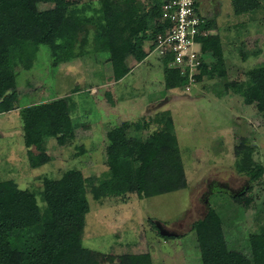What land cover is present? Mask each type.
<instances>
[{
	"label": "rangeland",
	"instance_id": "obj_1",
	"mask_svg": "<svg viewBox=\"0 0 264 264\" xmlns=\"http://www.w3.org/2000/svg\"><path fill=\"white\" fill-rule=\"evenodd\" d=\"M86 1L98 2H66L81 5ZM201 1V14L212 22L205 30L206 38L221 44L224 77L212 69L216 64L212 52L201 50L198 74L202 80L188 90L166 89V57L153 46L150 49L151 38L142 41L146 58L137 62L128 57L130 72L119 81L113 80L106 52H89L55 64L50 48L41 45L31 68L16 69L13 108L0 113V181L34 192L44 189L45 178L59 179L72 171V185L84 191L88 212L65 216L57 223L61 230L78 236L89 258L98 264H126L128 255H147V264H202L191 225L207 212L201 195L212 180L234 188L248 185L240 202L218 184L208 195L229 250L251 257L250 238L264 226V114L244 103L242 86L225 87L264 64V0H259L258 9L241 15L234 13L231 0ZM138 2L145 9L150 7V0ZM53 5L44 0L28 3L33 12ZM63 98L69 106L72 135L50 133L39 146L27 147L20 111ZM166 117L177 138L185 187L151 197L109 190L97 198L95 191L104 181H111L112 190L133 181L128 159L114 162L107 157L109 131L122 126L127 136L140 138L164 130ZM47 125V121L40 123L41 134ZM244 157L250 161L241 172L237 164ZM258 169L261 175L248 183V172ZM155 221L177 235H161ZM12 236L25 252L38 246L25 232L13 231Z\"/></svg>",
	"mask_w": 264,
	"mask_h": 264
},
{
	"label": "trees",
	"instance_id": "obj_2",
	"mask_svg": "<svg viewBox=\"0 0 264 264\" xmlns=\"http://www.w3.org/2000/svg\"><path fill=\"white\" fill-rule=\"evenodd\" d=\"M29 1L0 0V113L13 108L11 94L16 92V69L31 68L39 46L50 48L55 64L89 52H106L113 80L119 81L130 72L127 58L143 61L147 53L142 41L154 39L161 31L158 24L160 0H150L148 9L138 0H98L97 4L86 1L81 5L66 2L68 0H44L54 5L34 12L28 7ZM231 4L236 15L260 6L259 0H231ZM199 15L201 29H210L212 22ZM200 39L204 54L210 50L216 58L212 69L218 77H224L220 42L210 41L205 36ZM168 61L169 57L164 58L165 88L184 87L188 82L186 77L179 70L169 68ZM201 80V75H196V81ZM226 85L232 89L242 86L240 95L244 103L253 104L264 114V64L249 69L244 80ZM68 110L65 98L23 108L20 116L25 145L41 144L50 133L71 136ZM164 120H168L164 130L140 138L127 136L122 126L109 131L107 157L114 162L128 159L133 181L122 184L121 190L110 189L111 181H104L95 191L97 198L109 190L114 194L128 190L141 197H151L185 187L177 138L169 130L170 119ZM42 121L48 122L44 134L39 130ZM249 161L250 157L242 158L237 164L238 171H244ZM71 173L67 171L55 180L45 178L44 189L34 192L20 190L9 180L0 181V264H98L89 258V250L80 238L61 230L57 223L65 216L78 217L88 212L84 191L73 187ZM248 175L249 183L261 175V169L249 171ZM245 192L230 197L240 202ZM191 230L197 237L202 264H264V226L250 238L251 257L227 248L219 219L210 207L203 218L191 225ZM13 231L32 235L38 246L25 252L13 238ZM147 257L128 255L125 262L147 264Z\"/></svg>",
	"mask_w": 264,
	"mask_h": 264
},
{
	"label": "built area",
	"instance_id": "obj_3",
	"mask_svg": "<svg viewBox=\"0 0 264 264\" xmlns=\"http://www.w3.org/2000/svg\"><path fill=\"white\" fill-rule=\"evenodd\" d=\"M199 0H160L158 19L161 31L152 42L153 49L169 57L168 67L177 69L187 79L184 89L196 81L202 67L201 29Z\"/></svg>",
	"mask_w": 264,
	"mask_h": 264
},
{
	"label": "water",
	"instance_id": "obj_4",
	"mask_svg": "<svg viewBox=\"0 0 264 264\" xmlns=\"http://www.w3.org/2000/svg\"><path fill=\"white\" fill-rule=\"evenodd\" d=\"M230 192L233 196L241 193V192H235V191H230ZM208 195L209 194L207 193L201 197V201L206 206V209L210 207L209 202H208ZM155 225L159 233L163 236H176L177 235L174 231L168 230L160 221H155Z\"/></svg>",
	"mask_w": 264,
	"mask_h": 264
},
{
	"label": "flooded vegetation",
	"instance_id": "obj_5",
	"mask_svg": "<svg viewBox=\"0 0 264 264\" xmlns=\"http://www.w3.org/2000/svg\"><path fill=\"white\" fill-rule=\"evenodd\" d=\"M199 2H200V4L202 5V1L201 0H199ZM202 7V6H201ZM203 8V7H202ZM222 185V187L223 188H225V190H228V191H235V192H242V190L243 189H245V188H247V183L246 184H244V185H242L241 187H239V188H234V187H232L228 182H221V181H216V180H212V181H210L209 183H207V185H206V191L204 192V193H202V195H201V197L203 196V195H205V194H209V192L211 191V189H212V187L213 186H216V185ZM217 187V186H216ZM230 195H232V194H230Z\"/></svg>",
	"mask_w": 264,
	"mask_h": 264
}]
</instances>
